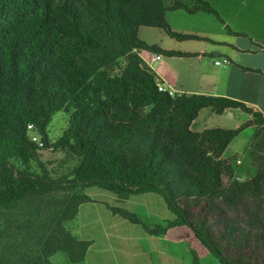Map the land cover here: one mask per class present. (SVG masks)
<instances>
[{
    "label": "trees",
    "instance_id": "trees-1",
    "mask_svg": "<svg viewBox=\"0 0 264 264\" xmlns=\"http://www.w3.org/2000/svg\"><path fill=\"white\" fill-rule=\"evenodd\" d=\"M176 9L224 23L206 0H0V208L62 189L97 187L121 199L155 193L173 215L165 225L150 229L133 212L110 210L151 235L186 226L220 264H264V152H253L260 144L252 143L262 134L250 141L255 173L240 180L235 155L223 154L249 122L190 128L205 107L215 114L239 109L257 127L264 116L229 97L159 91L138 54L193 55L137 35L139 26H154L177 40L202 39L171 29L166 12ZM57 112L68 120L52 140L48 127ZM41 149H67L79 162L52 177ZM87 201L72 195L62 216ZM82 255L81 247L69 249L72 261ZM198 261L193 251L192 264Z\"/></svg>",
    "mask_w": 264,
    "mask_h": 264
},
{
    "label": "rangeland",
    "instance_id": "rangeland-1",
    "mask_svg": "<svg viewBox=\"0 0 264 264\" xmlns=\"http://www.w3.org/2000/svg\"><path fill=\"white\" fill-rule=\"evenodd\" d=\"M207 1L215 8L209 0ZM182 13L188 15L184 11ZM205 15L214 19L217 26H221V22L214 15L207 13ZM205 15L201 17H207ZM173 16L174 14L168 16L167 22L169 19L176 22ZM198 17L196 16L194 20L197 26L200 23ZM220 18L222 19L221 16ZM185 23L186 28L195 24L193 20ZM159 29L144 27L140 34L145 39L159 40L157 33L160 31L165 45L177 42V45L201 43L194 40L180 42ZM240 35L245 36L244 33ZM212 115L209 117L202 112L193 129L202 130L218 124H229L221 121L222 116ZM67 120L68 114L65 112H57L53 116L48 127V134L52 140L61 134ZM245 128L247 126L243 129ZM247 129L249 131L232 141L224 154L231 156L234 153L235 157L238 155L243 159L235 169L236 178L248 177L250 156L246 146L253 133L255 131L261 133L262 138L259 141L253 138L252 143L262 145L264 139V131H261L264 127L258 125ZM260 145L253 146V152H264V149L260 150L263 148ZM39 154L52 177L69 174L79 162V157L67 149H41ZM224 181L227 179L224 178ZM72 195H86L89 201L78 205L73 215L65 219L62 213ZM111 207L123 208L137 214L150 229L156 225H165L173 218L163 199L155 193L132 195L127 199H121L111 192L90 187L62 189L31 197L11 210L0 208V264H192L193 251L197 254L200 264H220L188 227L177 226L170 228L163 235H151L140 225L132 224L114 214L110 210ZM78 247L82 248V258L72 261L69 249L76 250Z\"/></svg>",
    "mask_w": 264,
    "mask_h": 264
},
{
    "label": "crops",
    "instance_id": "crops-1",
    "mask_svg": "<svg viewBox=\"0 0 264 264\" xmlns=\"http://www.w3.org/2000/svg\"><path fill=\"white\" fill-rule=\"evenodd\" d=\"M209 1L215 6L214 9L218 12L219 16L222 17L224 23H221L220 27L215 24L216 21L214 19L205 15L206 12L187 13L188 15H183L182 12L184 10L181 9L166 12L167 19L171 14H174L173 17L176 18V22H172L170 19L168 20L169 23L167 22L171 25L169 26L172 30L202 37V39L178 41L186 42L194 40L201 42L198 45H193L192 43L177 45L178 42L172 43V45H165L162 42L164 37L160 31L157 33L160 38L159 40L145 39L140 34L141 29L144 27L157 29L158 27L139 26L137 29L138 37L142 38V40L144 39L148 44H156L162 49L187 52L193 55L165 56L159 53L161 58L157 61L152 59V56L157 52L139 49L137 50L138 54L155 74L157 84L171 87L175 95L198 93L229 97L244 102L247 106L259 111L264 116V0ZM203 15L207 17H201ZM196 16H199L197 19H200L198 26L194 21ZM192 20L195 24L190 28H186L185 21L189 22ZM225 25L227 27L230 26L229 29L232 32L244 33L245 36L228 33ZM150 32L154 33V31ZM224 59H227L228 62H223ZM217 60L220 63H215ZM242 67H248L253 70H244ZM202 112H205V115L209 117L215 114L209 107L202 108L190 125L192 130H195L193 129V125L198 122V117ZM217 115L222 116L223 120L221 121H226L230 124H227L228 126L218 124L217 126L219 127L237 128L248 121L249 125L247 128H254L256 126L253 124L250 114L236 108L227 109L222 114ZM200 126L201 124L198 125V127ZM247 128L242 129L232 141L240 134L249 131ZM232 141L228 144L227 148ZM248 147H250V142L246 146V151L249 154ZM224 154L223 157H230V155ZM232 154L234 155V153ZM236 157L237 163L235 169L238 168L243 160L238 155ZM249 161L250 167L247 168L249 172L248 176H252L256 168L251 165V157ZM237 178L243 179L245 177Z\"/></svg>",
    "mask_w": 264,
    "mask_h": 264
},
{
    "label": "built area",
    "instance_id": "built-area-1",
    "mask_svg": "<svg viewBox=\"0 0 264 264\" xmlns=\"http://www.w3.org/2000/svg\"><path fill=\"white\" fill-rule=\"evenodd\" d=\"M160 58H161V55L159 54V53H155L153 56H152V59L153 60H160ZM223 62H228V60L227 59H224L223 60ZM215 63H220V61H216ZM157 88H158V90L159 91H162V92H167L169 95H175L174 94V91H173V89L171 88V87H166V86H164V85H162V84H157ZM28 128H31V125H28ZM31 138H32V140H39L38 139V137L37 136H35L34 134H31Z\"/></svg>",
    "mask_w": 264,
    "mask_h": 264
}]
</instances>
